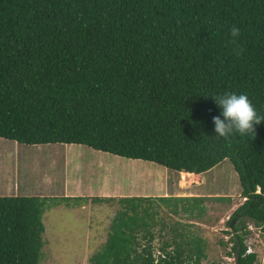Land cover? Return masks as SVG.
I'll return each instance as SVG.
<instances>
[{"label": "trees", "instance_id": "obj_1", "mask_svg": "<svg viewBox=\"0 0 264 264\" xmlns=\"http://www.w3.org/2000/svg\"><path fill=\"white\" fill-rule=\"evenodd\" d=\"M233 25L246 50L239 58ZM225 91L246 93L264 115V0H0V137L82 144L196 174L228 159L244 200L227 220L226 253L255 264L245 250L248 223L264 234V121L255 136L217 138L212 95ZM229 197L3 195L0 264H38L48 200L117 202L92 264H202L205 239L160 210L199 217L207 198Z\"/></svg>", "mask_w": 264, "mask_h": 264}, {"label": "rangeland", "instance_id": "obj_2", "mask_svg": "<svg viewBox=\"0 0 264 264\" xmlns=\"http://www.w3.org/2000/svg\"><path fill=\"white\" fill-rule=\"evenodd\" d=\"M67 146H74L83 153L67 155L64 153ZM95 152V149L82 144L28 145L0 137V190L6 186L4 180L13 179L14 184L20 185L19 195H31L29 193L41 190L46 191L44 195L60 196L70 188L68 192L77 194L71 196H159L168 193L177 196H230L229 200L207 198L202 203L205 212L199 217L183 212L168 214L165 208L160 210V214L166 222L190 224L187 229L205 239L206 258L202 264L234 261L226 253L231 246L228 241L230 234L227 233L231 229L227 220L244 198L240 193L238 176L228 159L198 178L183 176L181 172L152 161L129 159L102 151H97L96 157ZM0 193L8 195L5 191ZM118 207L117 202H87L82 206L53 205L50 200L45 202L42 213L44 245L38 264H92L90 257L106 241ZM158 228L159 225L153 227L156 235ZM161 242L158 236L153 240L155 257L161 253ZM248 242L252 243L258 255L255 264H264V234L259 229L250 231L246 237Z\"/></svg>", "mask_w": 264, "mask_h": 264}, {"label": "clouds", "instance_id": "obj_3", "mask_svg": "<svg viewBox=\"0 0 264 264\" xmlns=\"http://www.w3.org/2000/svg\"><path fill=\"white\" fill-rule=\"evenodd\" d=\"M240 34V29L235 25L229 30L228 42L235 45L232 52L238 58L246 51L237 43ZM212 97L221 109V115L212 118L217 138H223L230 144L237 135L255 136V125L264 121V115L257 113L252 100L246 93L225 91Z\"/></svg>", "mask_w": 264, "mask_h": 264}, {"label": "crops", "instance_id": "obj_4", "mask_svg": "<svg viewBox=\"0 0 264 264\" xmlns=\"http://www.w3.org/2000/svg\"><path fill=\"white\" fill-rule=\"evenodd\" d=\"M96 152H95V155H96V157L98 156L96 153H98L97 151L98 150H95ZM64 153L65 154H67V155H69V154H82L83 153V151L82 150H80V149H76L74 146H67V148L65 149V151H64ZM13 164V163H12ZM18 166V165H17ZM181 172V171H180ZM185 173V174H184ZM188 173H190V172H181V175H183V176H193V177H200V176H202V173H200V174H196V173H191V175L190 174H188ZM4 181H6L7 183H6V186L3 188V190H0V192L1 191H5V193L6 194H8V195H19L20 194V185L19 184H14V180L13 179H10V180H4ZM72 187V186H71ZM40 189V188H39ZM28 190H30V191H32V189H28ZM68 190H70V188L68 189ZM68 190L66 191V193H65V195L67 194V195H77L76 193H70V192H68ZM35 193H29V194H31V195H35V196H57V195H44V194H46L45 192L46 191H41V190H39V191H34ZM31 195H29V196H31ZM101 196H110V194H100ZM136 195H141V196H155V195H158V194H136ZM164 195H174V196H177L176 194H170V193H168V194H163V196ZM205 195H207V194H205ZM0 196H3V194L2 193H0ZM61 196V195H60ZM159 196H162V195H159Z\"/></svg>", "mask_w": 264, "mask_h": 264}, {"label": "built area", "instance_id": "obj_5", "mask_svg": "<svg viewBox=\"0 0 264 264\" xmlns=\"http://www.w3.org/2000/svg\"><path fill=\"white\" fill-rule=\"evenodd\" d=\"M247 229L248 230H250V231H254L255 229H256V227L252 224V223H248L247 224ZM159 252V251H158ZM252 252H254V250H253V248H252V243L251 242H248V243H246V250H245V254H247V253H252ZM161 254V253H160ZM232 257V260L231 261H233L235 258H234V256L233 255H231ZM235 261V260H234ZM234 261L233 262H229V263H225V264H232V263H234Z\"/></svg>", "mask_w": 264, "mask_h": 264}, {"label": "water", "instance_id": "obj_6", "mask_svg": "<svg viewBox=\"0 0 264 264\" xmlns=\"http://www.w3.org/2000/svg\"><path fill=\"white\" fill-rule=\"evenodd\" d=\"M234 222H235V218L232 219L230 225H233Z\"/></svg>", "mask_w": 264, "mask_h": 264}, {"label": "bare ground", "instance_id": "obj_7", "mask_svg": "<svg viewBox=\"0 0 264 264\" xmlns=\"http://www.w3.org/2000/svg\"><path fill=\"white\" fill-rule=\"evenodd\" d=\"M185 174V173H184ZM188 174H190L191 175V173H188Z\"/></svg>", "mask_w": 264, "mask_h": 264}]
</instances>
